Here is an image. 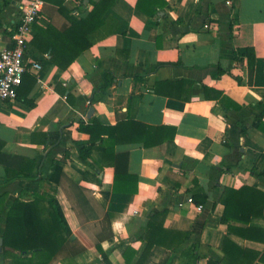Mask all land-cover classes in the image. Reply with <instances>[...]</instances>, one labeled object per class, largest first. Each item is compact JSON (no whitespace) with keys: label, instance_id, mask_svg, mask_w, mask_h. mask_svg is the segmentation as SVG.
<instances>
[{"label":"crops","instance_id":"obj_1","mask_svg":"<svg viewBox=\"0 0 264 264\" xmlns=\"http://www.w3.org/2000/svg\"><path fill=\"white\" fill-rule=\"evenodd\" d=\"M22 1L0 0V50L11 45ZM89 1L45 0L35 24L78 22L91 10ZM136 4L114 0L90 32L92 44L66 69L31 44L33 28L25 59L41 69L22 92L34 105L22 96L0 101L6 156L0 159V233L16 199L35 201L49 225L51 208L38 195L51 193L70 232L47 264H159L166 255L169 264H207L208 258L223 260L225 238L262 254L264 242L222 222L220 197L225 188L264 191V0H145V7L156 6L153 17ZM250 48L251 80L245 54L235 59ZM103 71L117 76L106 88L99 87ZM56 85L67 89L71 102ZM92 117L106 126L129 117L158 129L142 135L148 145L125 140L111 148L127 154L121 170L131 178L121 185L136 183V192L112 190L114 169L99 147L89 164L79 158L77 145L90 137L78 130V121ZM163 210L161 240L175 244L178 231L189 237L174 251L155 244L144 254L149 216ZM230 224L264 228V214Z\"/></svg>","mask_w":264,"mask_h":264},{"label":"trees","instance_id":"obj_2","mask_svg":"<svg viewBox=\"0 0 264 264\" xmlns=\"http://www.w3.org/2000/svg\"><path fill=\"white\" fill-rule=\"evenodd\" d=\"M113 1L90 0L92 8L83 19L78 22H75L73 18L65 19L59 28L55 24H51L46 28L34 24L35 34L31 44L41 52H48L54 65L61 69H66L84 49L92 44L90 32L102 24V16ZM143 3H145V0H137V8L148 16L153 17L157 14L155 5L145 7ZM58 4L62 5L63 2L58 1ZM163 5L164 2L161 1L157 6L162 7ZM78 29L81 30L80 35L78 34ZM243 54L247 57L251 80L254 67V51L250 48L245 53L239 52L235 55V59L242 60ZM115 78L117 76L113 72L103 71L102 83L99 87L106 88ZM36 80L35 74L24 73L22 81L17 88V98L22 96V101L29 106H33L34 101L26 97V94L22 92V88L26 87L29 90ZM55 88L71 102L70 93L66 88H58L57 85ZM77 128L88 133L90 137L87 143L77 145L78 156L82 162L89 164L88 158L92 150L99 147L102 151L104 162L109 163L114 169L112 190L114 192H136V183L132 186L121 185L123 178H131L124 175L121 170L122 167L127 165V154L116 153L111 148L116 143L125 140H137L143 142L144 145H148L147 140L141 138L142 135H151L156 133L158 129L129 117L114 126L103 125L96 117H92L87 122L79 120ZM132 133L138 136L129 139L128 136ZM173 135L174 131L170 128L168 138H172ZM5 157V154L0 149V159ZM55 169L57 171L60 167L57 166ZM132 178L136 179L135 177ZM38 196H42V198L47 200L51 208L52 222L49 225L44 224L35 201L16 199L6 213V226L4 231L0 233V238L2 239L0 264H5V259L7 258L12 260V264H47L59 252L62 242L66 238L65 235H68L70 230L55 196L51 193H44ZM220 202L224 205L221 220L228 223V229L236 231L247 238H255L264 242L263 227H237L230 224L233 219L240 222H248L251 216L263 215L264 191L248 186L239 189L225 188L222 191ZM3 208L4 196L0 195V215L3 213ZM165 213L166 211L163 210L150 214L143 236L146 241L144 254H147L155 244L174 251L177 248L176 246H179L189 237V232L178 231V240L175 244L162 241L159 231ZM222 249L224 252L223 260L218 261L208 258L207 264H252L256 259L264 262V252L259 254L255 251L242 249L229 238H225ZM197 259L198 256L194 253L193 262ZM159 264H169L167 255Z\"/></svg>","mask_w":264,"mask_h":264},{"label":"built area","instance_id":"obj_3","mask_svg":"<svg viewBox=\"0 0 264 264\" xmlns=\"http://www.w3.org/2000/svg\"><path fill=\"white\" fill-rule=\"evenodd\" d=\"M44 0H23L20 6L19 19L11 37V45L0 50V101H12L17 98V88L26 71L39 77L41 66L33 61L28 66L25 51L32 37L33 26L40 17ZM186 202L193 203L191 197ZM182 205V202H179ZM201 209V205H197Z\"/></svg>","mask_w":264,"mask_h":264},{"label":"water","instance_id":"obj_4","mask_svg":"<svg viewBox=\"0 0 264 264\" xmlns=\"http://www.w3.org/2000/svg\"><path fill=\"white\" fill-rule=\"evenodd\" d=\"M90 112H92V109L89 110ZM2 239L0 238V245H1ZM1 250V247H0Z\"/></svg>","mask_w":264,"mask_h":264}]
</instances>
